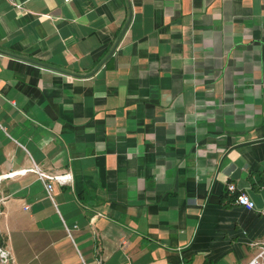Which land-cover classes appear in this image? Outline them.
I'll use <instances>...</instances> for the list:
<instances>
[{"label": "crops", "instance_id": "1", "mask_svg": "<svg viewBox=\"0 0 264 264\" xmlns=\"http://www.w3.org/2000/svg\"><path fill=\"white\" fill-rule=\"evenodd\" d=\"M260 138L264 0H0V235L15 264L249 261L264 141L233 146ZM34 167L73 179L52 200L37 173L9 175Z\"/></svg>", "mask_w": 264, "mask_h": 264}, {"label": "built area", "instance_id": "2", "mask_svg": "<svg viewBox=\"0 0 264 264\" xmlns=\"http://www.w3.org/2000/svg\"><path fill=\"white\" fill-rule=\"evenodd\" d=\"M65 2H71L73 0H64ZM27 171H33L38 174L40 179L43 181L45 185V189L47 192V195L54 200V182H60V183H68L71 182L73 177L72 173H66V174H51L45 171H42L38 167L31 168L30 170H21L18 172H12L9 173V175H15L16 173H26ZM226 192L227 194L231 195L233 198V202L235 204L244 206L247 209H254L255 208V202L250 197V195L241 189L237 187V185L233 182H228L226 186ZM1 213V209H0ZM68 231V234L72 236L71 231L66 228ZM0 264H15V259L11 255V252L6 248L2 247L0 245ZM238 264H264V245L261 247V250L253 256L249 261L246 262H239Z\"/></svg>", "mask_w": 264, "mask_h": 264}, {"label": "water", "instance_id": "3", "mask_svg": "<svg viewBox=\"0 0 264 264\" xmlns=\"http://www.w3.org/2000/svg\"><path fill=\"white\" fill-rule=\"evenodd\" d=\"M263 141H264V138H260V139H256V140L240 142V143L234 145L233 147L236 149V148H240V147H243V146H246V145H251V144L259 143V142H263Z\"/></svg>", "mask_w": 264, "mask_h": 264}, {"label": "trees", "instance_id": "4", "mask_svg": "<svg viewBox=\"0 0 264 264\" xmlns=\"http://www.w3.org/2000/svg\"><path fill=\"white\" fill-rule=\"evenodd\" d=\"M225 194H227V192H226ZM0 245H1L2 247H5V245H6L4 239L2 238L1 235H0Z\"/></svg>", "mask_w": 264, "mask_h": 264}]
</instances>
